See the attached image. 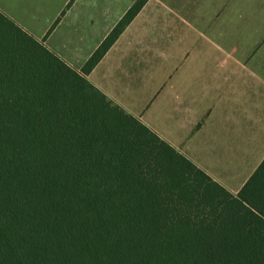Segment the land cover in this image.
Masks as SVG:
<instances>
[{"label":"trees","instance_id":"1","mask_svg":"<svg viewBox=\"0 0 264 264\" xmlns=\"http://www.w3.org/2000/svg\"><path fill=\"white\" fill-rule=\"evenodd\" d=\"M148 1L80 70L0 10V264H264V159L233 194L87 77Z\"/></svg>","mask_w":264,"mask_h":264},{"label":"crops","instance_id":"2","mask_svg":"<svg viewBox=\"0 0 264 264\" xmlns=\"http://www.w3.org/2000/svg\"><path fill=\"white\" fill-rule=\"evenodd\" d=\"M0 0L80 70L135 0ZM119 4V7H118ZM88 79L237 194L264 159V0H149Z\"/></svg>","mask_w":264,"mask_h":264},{"label":"rangeland","instance_id":"3","mask_svg":"<svg viewBox=\"0 0 264 264\" xmlns=\"http://www.w3.org/2000/svg\"><path fill=\"white\" fill-rule=\"evenodd\" d=\"M70 1H71V0H69L68 3H69ZM74 1H75V0H73V2H74ZM117 1L120 2V4L125 5V3L128 2L129 0H117ZM68 3H67V5H68ZM67 5H66V7H67ZM70 6H71V5H70ZM70 6H69V7H70ZM66 7H65V8H66ZM69 7H68V8H69ZM118 7H119V4H118ZM65 8H64V9H65ZM68 8H67V9H68ZM64 9H63V10H64ZM67 9H66V11H67ZM63 10H62V11H63ZM60 15H61V14H60ZM60 15H59V17H60ZM59 17H58V18H59ZM58 18H57V19H58ZM57 19H56V20H57ZM55 22H56V21H54V22L52 23V25L49 27V31H48L47 33H49V32L52 30L51 28H52V26L54 25Z\"/></svg>","mask_w":264,"mask_h":264}]
</instances>
